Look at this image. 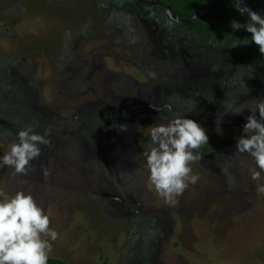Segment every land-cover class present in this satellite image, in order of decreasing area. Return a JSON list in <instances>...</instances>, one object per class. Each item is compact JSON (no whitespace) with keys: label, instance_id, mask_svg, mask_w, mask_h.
<instances>
[{"label":"rangeland","instance_id":"rangeland-1","mask_svg":"<svg viewBox=\"0 0 264 264\" xmlns=\"http://www.w3.org/2000/svg\"><path fill=\"white\" fill-rule=\"evenodd\" d=\"M247 10L264 0H0V156L27 127L49 141L26 175L0 168V191L50 214V258L264 264V173L236 149L264 100V55L230 27ZM177 115L209 140L169 205L141 154L147 127Z\"/></svg>","mask_w":264,"mask_h":264},{"label":"clouds","instance_id":"clouds-1","mask_svg":"<svg viewBox=\"0 0 264 264\" xmlns=\"http://www.w3.org/2000/svg\"><path fill=\"white\" fill-rule=\"evenodd\" d=\"M246 15V23L233 19L230 27L233 32L250 33L251 42L264 55V14L247 10ZM248 111L244 134L236 138V149L254 162L251 178L260 181L264 173V100L254 101V107ZM231 113L240 115L244 108ZM147 135L148 147L141 155L149 171L148 182L166 203L175 205L189 184L199 180L191 164L201 160L199 150L208 145L209 136L197 120L180 115L148 126ZM16 136L17 140L0 156V168L7 166L13 175H26L32 169L31 162L41 155L40 145L49 141L32 127L20 130ZM256 190L264 194V183H258ZM59 238L60 234L50 227V214L45 213L31 193L0 191V264H48L53 242Z\"/></svg>","mask_w":264,"mask_h":264},{"label":"trees","instance_id":"trees-1","mask_svg":"<svg viewBox=\"0 0 264 264\" xmlns=\"http://www.w3.org/2000/svg\"><path fill=\"white\" fill-rule=\"evenodd\" d=\"M48 264H70V263L58 258H49Z\"/></svg>","mask_w":264,"mask_h":264}]
</instances>
